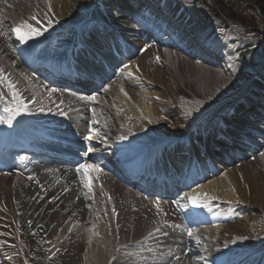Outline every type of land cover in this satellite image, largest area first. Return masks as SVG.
I'll return each instance as SVG.
<instances>
[{"label":"bare ground","instance_id":"bare-ground-1","mask_svg":"<svg viewBox=\"0 0 264 264\" xmlns=\"http://www.w3.org/2000/svg\"><path fill=\"white\" fill-rule=\"evenodd\" d=\"M116 2L122 4L120 9L126 3ZM104 3L105 0H94L98 20L89 24L87 21L93 19L87 9L88 0H0V145L26 127L40 135L44 127L50 129V123L65 125V133H74L80 140L70 142V146H81L79 143L86 136L104 147V154L108 148L106 142L136 154L152 142L156 145L154 152L166 159L175 172L184 173L190 163V175L181 182L183 188H165L162 200L157 201L152 195L144 198L137 191L109 181L102 171L93 169L91 159L97 158V152L92 157L93 149L85 151L81 154L85 159L79 158L84 163L81 173L90 193L92 217H89L94 221L91 229L95 236L90 238L81 230L66 232L69 242H63L56 251L57 239L52 236L55 230L47 233L40 230L45 226L47 231L46 224L58 221L62 215L75 214L85 221L82 192L73 199L82 189L77 172L65 164L30 163L24 167L21 162L7 163L0 169V248L8 246L3 226L9 227L13 221V229L18 230L23 225V218L22 222L17 218L16 207H21L19 198L25 195L28 200L22 207L24 217L32 216L28 210L37 214L42 207L44 211L33 217L30 234L35 231L36 237L49 241L44 243L45 248L41 247L48 255L61 256L62 249L70 243L73 254L91 244L92 264H195L197 260L200 264H264V251L254 250L250 240L240 235L249 236L264 223V138L251 139L257 145L256 152L237 150L239 142L252 137L246 133L250 126L246 131L243 129L247 121L255 123L259 117L264 119V59L253 70L254 78L231 97L235 77L241 80L249 76L239 71L240 66L232 58L236 54L233 43L226 41L231 33L220 29L221 18L202 12L192 0L163 1L168 17H175L184 25L182 30L189 29L197 44L200 41L209 44L211 50L207 51L222 65L217 71L208 63L202 66L182 51L172 50L164 55L159 45L139 32L136 23L108 18L102 9ZM80 17L85 18L84 24L73 22ZM189 19L194 21L191 26H187ZM24 23L42 34L21 43L14 29ZM262 38L256 42H263L264 51ZM87 45L112 54L109 63L124 58L120 51L125 45L130 64L128 69H120L119 75L87 67V71L99 75L103 81L86 94L75 86L65 89L37 77L12 50L25 48L37 59L53 58L74 67L78 62L82 69L89 61ZM236 58L240 59L239 53ZM165 74L193 89L200 103L172 109L162 91ZM140 88L146 91L145 95ZM225 100L232 110L217 113L221 106L227 107ZM256 100L259 103L255 105ZM89 106L94 108L93 112L87 110ZM258 107L262 110H257ZM253 109L257 111L250 112ZM228 112H236L235 116L240 117L236 129L228 125ZM165 118L173 123L167 137L158 139L151 130L153 125L161 127ZM222 130L229 143L220 138ZM147 157L151 158V154ZM219 165L224 172L227 169V179L209 184L221 170ZM197 174L201 181L197 180ZM203 182L207 185L201 186ZM45 203L46 208L42 205ZM180 207L196 214L199 223L192 224L196 231L183 225L185 219L179 214ZM254 210L261 211V215L252 216ZM229 212L232 218L236 214L243 218L238 216V221L231 222ZM9 219H12L10 223ZM62 227L59 234L65 232Z\"/></svg>","mask_w":264,"mask_h":264},{"label":"rangeland","instance_id":"rangeland-1","mask_svg":"<svg viewBox=\"0 0 264 264\" xmlns=\"http://www.w3.org/2000/svg\"><path fill=\"white\" fill-rule=\"evenodd\" d=\"M194 1V4L196 5L197 8H199L202 12L208 13V15L213 14L219 18H221L223 21L221 22L220 29L225 30V32H229L230 37H228V40H226L228 43H233L234 46V51L235 55L237 56L238 53L246 51V54L244 58L240 59H235V55H232V58L234 59L235 63L240 66L239 71L246 75L249 76V79H253L254 71H256L259 64H261V61L264 59V51H263V42L260 44L256 42L257 38H262L264 36V18L260 15V12L254 5H250L246 0H192ZM262 4L264 3V0H261ZM87 9L92 12L91 13V18L98 20V9L94 5V0H88V6ZM85 18L80 17V18H74L73 22H78L81 24V22H84ZM218 21V20H217ZM72 22V23H73ZM89 23V22H88ZM62 28V26L60 27ZM99 30L102 31V26L99 27ZM70 32V31H69ZM73 34V31H71V34ZM263 35V36H259ZM71 38V37H70ZM112 38V37H111ZM264 39V38H262ZM233 41V42H232ZM237 47V48H236ZM237 49V50H236ZM258 50L259 53H258ZM237 51V52H236ZM164 52V51H163ZM250 52V53H249ZM261 56H260V55ZM234 56V57H233ZM250 64V66H248ZM253 65V66H251ZM257 65V66H256ZM252 68V69H251ZM252 71H251V70ZM254 70V71H253ZM242 75V76H243ZM239 77V76H238ZM237 77V78H238ZM235 77L234 85H233V90L230 95H233L231 97H234V94H237L239 86H240V80ZM165 79V89H163V93L165 96H167L170 100L169 104H172V109H181V105H186L188 106L191 103H200V100L194 92L193 89H190L188 86L182 85L178 80H176L173 76H168L164 75ZM237 84V85H236ZM244 85V83H243ZM241 85L240 87H242ZM237 86V87H236ZM140 92L144 93L145 95V90L143 88L139 89ZM237 90V91H236ZM233 93V94H232ZM230 97V96H229ZM230 97V98H231ZM225 100L224 104H229V101L226 102ZM198 102V103H197ZM147 107L149 108L148 104L146 103ZM223 106H221L222 108ZM199 108V107H198ZM217 109V113H219V110ZM94 109L93 107L89 106L88 111L93 112ZM80 115V114H79ZM81 116V115H80ZM96 121V119H94ZM173 121H170L169 119L165 118L161 120V127H156L152 128L153 135L155 137H158V139H164L167 137L168 132L171 129ZM218 142H220L218 140ZM235 167V165H233ZM231 165V167L233 168ZM219 170L218 175H215L214 178L208 183H213L216 180L220 179H227L226 173L227 169L225 172L222 169V166L219 165ZM229 169V168H228ZM230 170V169H229ZM225 174V175H224ZM224 177V178H222ZM215 179V180H214ZM214 180V181H213ZM205 182L201 186H203ZM207 183L205 184V186ZM38 189H41L40 187H37ZM197 188H200L197 187ZM85 194V198L83 196V200L85 203V221L83 222L82 216H77L73 214L72 217H68V215H62L58 221L52 222V223H47V231L45 226L41 227V231L44 232H50V230H55L53 233V239H57V244L55 245L56 251L59 250V246L65 242H69V238L67 237L68 234L66 232H71V231H84L85 233L88 234L90 238L92 236H95L93 234V231L91 229V225L94 224L93 218H91V213H92V204L88 201L90 200V193L85 190L82 191V189H79V193H76L73 195V199L76 200L77 198L80 197V193ZM25 196V195H24ZM24 196L19 198V204H21V207L17 205L16 210L17 212V218L18 220H21L23 218V222L21 220L20 229H13L12 224L13 221L11 222L9 219L8 223L11 225L8 226H3V233L6 236V240L8 243L7 247L0 248V264H92V259H90V249H91V244H87L84 247V251H81L80 253H72V244L69 243L68 248L64 247L62 250L64 251L61 256H55V254L48 255V252H42L41 247H44V243H48L49 241H45L41 238H38L35 236V231H33L31 234L32 230V222L34 219L37 217L38 213L44 212L41 208L39 209V212L37 210V214H32L29 210L27 211L28 214L32 215L29 217H24L25 212L23 211L24 209L22 208L24 205L27 204L28 198H24ZM25 199V200H24ZM37 199V198H36ZM13 200V199H12ZM15 202V201H14ZM13 202V203H14ZM38 202V201H36ZM18 204V202H16ZM15 204V203H14ZM48 204V202H47ZM46 208V203L42 204ZM22 208V209H21ZM21 209V210H20ZM87 211V212H86ZM260 213V214H259ZM225 214V213H224ZM252 216H259L261 215V211L259 210H254L252 213ZM255 214V215H254ZM223 215V214H222ZM48 214L45 215L44 217L47 218ZM91 216V217H89ZM228 216L232 220L231 222H236L238 221V216L239 218H243V215L241 214H236L233 216L231 215V212L228 213ZM35 217V218H33ZM264 217V216H263ZM231 224V223H230ZM229 224V225H230ZM179 225V224H177ZM62 226L65 227V232L60 233L61 229L63 228ZM69 226V227H68ZM262 227L260 230L256 231L255 233H251L249 236L247 235H242L244 238L246 237L247 240H250L251 244L253 245V249H259L261 251H264V223L261 225ZM83 229V230H82ZM193 229V228H190ZM196 231V228L194 229ZM198 230V229H197ZM2 233V232H1ZM0 233V234H1ZM188 234V233H186ZM252 235V236H251ZM30 236V237H28ZM32 236V237H31ZM50 238V237H49ZM250 238V239H249ZM36 239V240H35ZM33 242H31V241ZM252 240V241H251ZM92 240H88V243H90ZM36 242V243H35ZM51 242V241H50ZM38 243L39 246L36 244ZM78 243V242H77ZM33 244V245H32ZM46 245V244H45ZM45 248V247H44ZM39 251L41 253H39ZM68 252V253H67ZM89 254V255H88ZM52 257V258H51ZM71 262V263H70Z\"/></svg>","mask_w":264,"mask_h":264},{"label":"snow or ice","instance_id":"snow-or-ice-1","mask_svg":"<svg viewBox=\"0 0 264 264\" xmlns=\"http://www.w3.org/2000/svg\"><path fill=\"white\" fill-rule=\"evenodd\" d=\"M22 29H27V31H22ZM17 39L21 42V43H25L28 40L33 39L35 36L41 35L42 33L32 29L30 27V25L24 23L21 24L20 26H18L16 29H14ZM125 67H127V65H125ZM15 93H13V98L15 99ZM17 111H19V109H17ZM86 167H90V166H86ZM199 206H203V205H199Z\"/></svg>","mask_w":264,"mask_h":264},{"label":"trees","instance_id":"trees-1","mask_svg":"<svg viewBox=\"0 0 264 264\" xmlns=\"http://www.w3.org/2000/svg\"><path fill=\"white\" fill-rule=\"evenodd\" d=\"M250 5H254L260 12V15L264 18V3L261 0H246Z\"/></svg>","mask_w":264,"mask_h":264}]
</instances>
